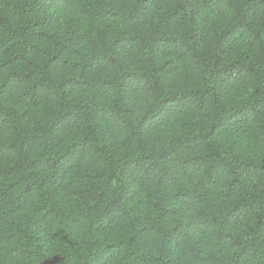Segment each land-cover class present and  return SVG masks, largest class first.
<instances>
[{
    "label": "trees",
    "instance_id": "trees-1",
    "mask_svg": "<svg viewBox=\"0 0 264 264\" xmlns=\"http://www.w3.org/2000/svg\"><path fill=\"white\" fill-rule=\"evenodd\" d=\"M0 264H264V0H0Z\"/></svg>",
    "mask_w": 264,
    "mask_h": 264
}]
</instances>
